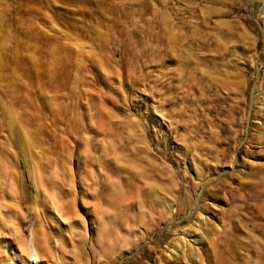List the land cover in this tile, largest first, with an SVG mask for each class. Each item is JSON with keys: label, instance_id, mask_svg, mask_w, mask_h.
I'll return each mask as SVG.
<instances>
[{"label": "rangeland", "instance_id": "374dc122", "mask_svg": "<svg viewBox=\"0 0 264 264\" xmlns=\"http://www.w3.org/2000/svg\"><path fill=\"white\" fill-rule=\"evenodd\" d=\"M0 264H264V0H0Z\"/></svg>", "mask_w": 264, "mask_h": 264}, {"label": "bare ground", "instance_id": "6f19581e", "mask_svg": "<svg viewBox=\"0 0 264 264\" xmlns=\"http://www.w3.org/2000/svg\"><path fill=\"white\" fill-rule=\"evenodd\" d=\"M239 22H242V21H239ZM244 22V21H243ZM246 22V21H245ZM236 23H238V22H236ZM239 24V23H238ZM246 24V23H245ZM187 204H188V201H187Z\"/></svg>", "mask_w": 264, "mask_h": 264}]
</instances>
